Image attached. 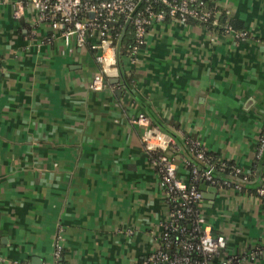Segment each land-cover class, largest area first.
<instances>
[{"label": "crops", "instance_id": "1", "mask_svg": "<svg viewBox=\"0 0 264 264\" xmlns=\"http://www.w3.org/2000/svg\"><path fill=\"white\" fill-rule=\"evenodd\" d=\"M209 1L245 35L154 22L133 54L108 55L93 90L88 41L64 42L29 5L14 17V0H0V264H53L57 235L66 264H137L160 248L167 204L137 116L169 138L181 182L191 140L251 175L243 189L207 183L216 192L200 213L224 245L205 264H264V211L247 190L264 171L263 158L255 181L264 0Z\"/></svg>", "mask_w": 264, "mask_h": 264}, {"label": "built area", "instance_id": "2", "mask_svg": "<svg viewBox=\"0 0 264 264\" xmlns=\"http://www.w3.org/2000/svg\"><path fill=\"white\" fill-rule=\"evenodd\" d=\"M146 3L151 0H14L13 16L20 14L22 6L29 5L35 10L37 23L47 24L51 30L59 31L60 36L67 42L73 37L78 46H83L90 41V50L95 51L94 60L98 64V72L92 77L90 87L98 90L103 85V78L110 65V56L114 53L116 41L126 21L131 25L133 46L131 54L143 44L147 28L154 22H161L164 17L162 11L152 12L149 5L137 10L139 2ZM166 7V14L171 21L185 22L187 16H192L204 22L208 16L204 10L202 0H158ZM195 5V6H194ZM122 20V22H120ZM115 28V33L110 34L109 29ZM223 33L234 37H242L244 31L232 30L226 26ZM130 54V55H131ZM133 124L142 128L141 142L144 149L151 153V161L156 169L159 183L163 187L164 198L167 204L166 219L162 223L160 248L148 254L143 259V264H188L192 256H199L201 260H193L194 264H205L219 253L224 242L221 236H212L204 225V217L200 213L201 193L194 183L205 181L209 184H222L236 189L239 185L232 184L225 179L217 178L215 174L230 178L248 181V173L243 172L233 164H218L208 162L200 144L191 140L188 149L193 158L203 167L188 164L189 183L177 179L175 166L167 154L169 138L143 116L131 120ZM264 152V132L258 138L255 156L259 159ZM256 197L264 211V188L257 186ZM184 223V224H182ZM176 234H184L180 242L178 253L166 249L173 243ZM59 235L55 237L52 257L53 264H58L61 253L58 244ZM196 259V258H195ZM14 264H17L14 262ZM221 264H230L229 260Z\"/></svg>", "mask_w": 264, "mask_h": 264}, {"label": "trees", "instance_id": "3", "mask_svg": "<svg viewBox=\"0 0 264 264\" xmlns=\"http://www.w3.org/2000/svg\"><path fill=\"white\" fill-rule=\"evenodd\" d=\"M24 2H25V0H24ZM202 2L204 4V10L208 14L206 20L204 22H202V21H198L196 18H194L192 16H187L185 23L199 24V25H202L208 31H215V32H219V33L223 32V30L226 26H230L232 28V30H237L236 26L233 23H230L226 17H222V16H219L217 18L215 17L216 9L214 8L211 1L202 0ZM146 5L150 6V9L152 12L162 11L164 13V17H163L162 21H170V18L166 14V7L161 2H159L158 0H151L147 3L145 1H142V2H139L138 6H137V10L140 11ZM120 22H122V20H120ZM109 31H110V34L113 35L115 33V28H110ZM87 43H88L87 46H89L91 42L88 41ZM133 44H134V42H133L131 25H126V28L122 34V37H121L120 43H119V55L120 56H130L131 47L133 46ZM262 132H264V129L262 130ZM204 156L206 157L208 162H210L212 164H218L220 162L212 154H210L208 152L204 151ZM255 161H256V157H255ZM225 164H229V163L225 162ZM253 164H255V162ZM250 177H251V175H248V177H247L248 180L250 179ZM218 182L219 181H217V183ZM217 183L214 185H218ZM194 185H195V187H197L198 183L195 182ZM257 186H262L264 188V171H262L261 179L259 180V183ZM257 186L254 188H248L247 190H249L251 193L256 195L255 190H256ZM239 189H243V188L240 187ZM182 224H184V223H182ZM183 237H184V234H176L173 238V243L170 245V247L168 249H166V251L168 252L170 249H172L173 253H175V254L178 253L180 242L183 239ZM143 259L144 258L140 259L137 264H143ZM193 260L198 261V260H201V258L199 256H192V260L188 264H194L192 262ZM57 261H58V264H66L65 262L62 261V259H59ZM146 264H152V263L148 262Z\"/></svg>", "mask_w": 264, "mask_h": 264}, {"label": "water", "instance_id": "4", "mask_svg": "<svg viewBox=\"0 0 264 264\" xmlns=\"http://www.w3.org/2000/svg\"><path fill=\"white\" fill-rule=\"evenodd\" d=\"M128 21H126L122 27V30L120 32V35L116 41V44H115V50H114V54L116 56V59L118 58V55H119V43H120V39L122 37V34L126 28V25H127ZM116 68H117V65H116ZM105 81L103 80V83ZM263 158H264V152L263 154L260 156L259 160H258V165H257V175H256V180L257 181L260 177V167L262 165V161H263ZM191 160L198 166L200 167H203L202 164L200 162H198L197 160L191 158ZM214 176H216L217 178H221V179H225L227 180L228 182L232 183V184H237L239 186H243V185H247L249 183H247V181H242V180H239V179H235V178H230V177H227V176H222V175H219V174H215L214 173ZM198 190L200 191L201 193V199L205 201V203H207L208 205L213 201L214 199V195H215V192H216V188L212 185H208L205 181H201L198 185Z\"/></svg>", "mask_w": 264, "mask_h": 264}]
</instances>
